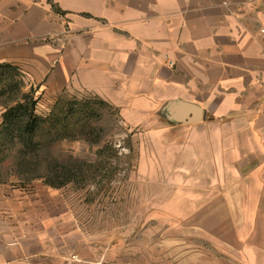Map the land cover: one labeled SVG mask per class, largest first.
I'll return each instance as SVG.
<instances>
[{"label":"crops","instance_id":"obj_1","mask_svg":"<svg viewBox=\"0 0 264 264\" xmlns=\"http://www.w3.org/2000/svg\"><path fill=\"white\" fill-rule=\"evenodd\" d=\"M263 26L264 0H0V64L41 111L92 95L144 137L138 180L190 226L177 264H264ZM75 233L47 189L0 181V264H79Z\"/></svg>","mask_w":264,"mask_h":264},{"label":"rangeland","instance_id":"obj_2","mask_svg":"<svg viewBox=\"0 0 264 264\" xmlns=\"http://www.w3.org/2000/svg\"><path fill=\"white\" fill-rule=\"evenodd\" d=\"M21 81L18 91L0 89V119L3 104L24 101L23 94L30 91ZM61 103L64 110L76 111L74 127L54 140H50L54 132L39 136L41 148L31 153H22L17 143L2 146L0 181L35 184L47 189L53 200L65 203L68 226L76 231L68 239L76 263L186 262L190 253L186 218L179 221L174 202L155 207L172 194L155 192L138 180V152L144 137L124 125L116 110L97 97L65 96ZM50 109L41 111L36 106L35 113L46 117ZM188 195L181 194L184 199ZM187 214L189 210L181 211V216Z\"/></svg>","mask_w":264,"mask_h":264},{"label":"trees","instance_id":"obj_3","mask_svg":"<svg viewBox=\"0 0 264 264\" xmlns=\"http://www.w3.org/2000/svg\"><path fill=\"white\" fill-rule=\"evenodd\" d=\"M18 79V80H17ZM21 73L18 68L11 64H0V89L9 87L11 90H19L22 86ZM2 94V92L0 93ZM24 101L19 100L14 105L3 104L4 111L0 119V153L5 144H19L22 153H31L41 148L39 136L51 135L54 140L64 136L75 125L77 113L75 110H64V104L59 98L51 107L46 117L35 113L38 97L35 90L23 94ZM106 103V102H105ZM49 123V126L45 125ZM73 123V124H72ZM36 140V141H35ZM2 157H0V164ZM62 183V182H60Z\"/></svg>","mask_w":264,"mask_h":264},{"label":"built area","instance_id":"obj_4","mask_svg":"<svg viewBox=\"0 0 264 264\" xmlns=\"http://www.w3.org/2000/svg\"><path fill=\"white\" fill-rule=\"evenodd\" d=\"M260 32L264 34V26L260 29ZM172 64V63H171Z\"/></svg>","mask_w":264,"mask_h":264}]
</instances>
